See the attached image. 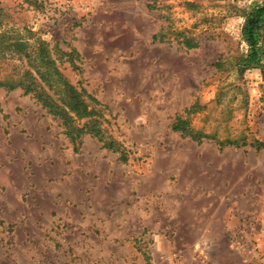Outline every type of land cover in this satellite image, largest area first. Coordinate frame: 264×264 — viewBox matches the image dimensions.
I'll return each instance as SVG.
<instances>
[{"label": "rangeland", "instance_id": "1", "mask_svg": "<svg viewBox=\"0 0 264 264\" xmlns=\"http://www.w3.org/2000/svg\"><path fill=\"white\" fill-rule=\"evenodd\" d=\"M254 1L0 0V264H264Z\"/></svg>", "mask_w": 264, "mask_h": 264}, {"label": "trees", "instance_id": "2", "mask_svg": "<svg viewBox=\"0 0 264 264\" xmlns=\"http://www.w3.org/2000/svg\"><path fill=\"white\" fill-rule=\"evenodd\" d=\"M245 21L242 26V37L247 42L249 48L245 55H243L238 64L242 66V71L246 68L259 67L264 69V2L254 1L245 12ZM188 47L196 46L197 43L185 41ZM39 46L33 48L32 53L36 56H43L46 52L49 54L48 42L40 39ZM14 46L17 51L25 50L27 43L20 40L19 37L15 39ZM30 53V52H28ZM35 68H24L21 74L16 71V75L12 79V88H22L26 94H31L38 100H42L44 95L49 98H53V94L50 93L47 86L46 72L42 70L41 66H34ZM57 74L59 71L56 67L52 68ZM68 85V82H65ZM52 86V85H51ZM50 86V87H51ZM45 105L47 103L45 102ZM78 105V104H77ZM79 111V105L75 106ZM70 120V119H69ZM66 123L68 120L66 118ZM186 122L182 118L178 119V123L175 124L176 130L187 131ZM74 127V126H73ZM75 129V127H74ZM230 143H234L230 141Z\"/></svg>", "mask_w": 264, "mask_h": 264}, {"label": "built area", "instance_id": "3", "mask_svg": "<svg viewBox=\"0 0 264 264\" xmlns=\"http://www.w3.org/2000/svg\"><path fill=\"white\" fill-rule=\"evenodd\" d=\"M262 82L264 83V78H263ZM263 93H264V92H263ZM261 95H263V97H264V94H261Z\"/></svg>", "mask_w": 264, "mask_h": 264}, {"label": "crops", "instance_id": "4", "mask_svg": "<svg viewBox=\"0 0 264 264\" xmlns=\"http://www.w3.org/2000/svg\"><path fill=\"white\" fill-rule=\"evenodd\" d=\"M264 76L262 77V80H263Z\"/></svg>", "mask_w": 264, "mask_h": 264}]
</instances>
